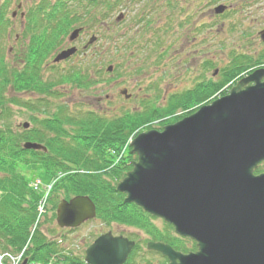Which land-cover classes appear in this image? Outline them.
Listing matches in <instances>:
<instances>
[{"label": "trees", "instance_id": "16d2710c", "mask_svg": "<svg viewBox=\"0 0 264 264\" xmlns=\"http://www.w3.org/2000/svg\"><path fill=\"white\" fill-rule=\"evenodd\" d=\"M120 2L39 0L25 13L22 35L30 38V47L24 65L10 68L4 57L0 58V252L19 254L25 250L20 264H85L83 256L61 246L62 240L49 238L42 223L32 233L41 198V193L30 184L35 176L33 170L56 179L48 203L50 211L57 207L60 193L86 194L96 204L97 216L106 223L113 220L145 231L149 239L136 237L137 244L125 264L166 261L162 254L147 250L142 241L145 244L148 240L162 241L184 252L197 249L194 241L177 236L171 224L165 223L161 229L153 223L156 217L135 203L124 202L125 194L116 185L132 169L136 159L130 145H126L132 135L145 127L151 128L148 124L152 121L160 119L161 129L212 101L223 87L235 83L244 73L264 66V48L257 57L246 53L232 55L229 65L221 69V80L196 82L193 87L165 97L167 100L161 107L148 98L142 101V107L123 109L110 116L98 109H84L78 104L70 107L67 102L58 101L62 93L56 86L71 83L89 91L102 76L93 78L81 59L59 77L46 80L41 66L48 54L75 27L89 28L103 22ZM167 2V6H173V0ZM11 5L12 0H0L1 31L9 29L8 23L13 22L8 14ZM206 66L214 64L207 62ZM9 88L15 93L33 92L39 96L35 99L9 96ZM14 105L29 114L33 123L29 128L19 131L14 128L17 114ZM29 141L44 145L46 150L26 148L24 144ZM262 167L256 172L263 171ZM52 219L46 216L43 222ZM152 254L158 257L150 258ZM4 264L10 263L5 260Z\"/></svg>", "mask_w": 264, "mask_h": 264}, {"label": "water", "instance_id": "95a60500", "mask_svg": "<svg viewBox=\"0 0 264 264\" xmlns=\"http://www.w3.org/2000/svg\"><path fill=\"white\" fill-rule=\"evenodd\" d=\"M225 9L221 4L216 13ZM260 37L264 42V29ZM74 51L61 52L56 61ZM263 78L264 68L256 69L227 94L132 141L138 158L117 184L124 201L197 243L196 252L183 253L164 242H149L148 249L168 258L165 264H264V172L254 173L264 161ZM122 93L130 97L126 89ZM25 147L45 148L31 142ZM94 217L96 205L87 195L63 199L57 208L61 227H78ZM134 246L135 241L107 232L88 246L85 261L124 264Z\"/></svg>", "mask_w": 264, "mask_h": 264}, {"label": "rangeland", "instance_id": "374dc122", "mask_svg": "<svg viewBox=\"0 0 264 264\" xmlns=\"http://www.w3.org/2000/svg\"><path fill=\"white\" fill-rule=\"evenodd\" d=\"M38 1L12 0L8 14L11 16L16 12V15L11 16L13 22L8 23L9 29L0 30V58L4 57L10 68L24 65L30 38L22 35L26 20L21 14L27 13ZM167 3V0H121L118 8L103 22L87 28L77 42H72L81 51L77 61L84 60V68L89 67L92 77L97 78L100 74L102 80L89 91L71 83L58 85L56 89L62 93L58 101L67 102L70 107L78 104L84 109H98L110 116L123 109L142 107V101L148 98L161 107L167 100L165 96L193 87L196 82L221 80V69L229 65L232 55L246 53L257 57L264 48L260 37V31L264 29V0H173L171 7ZM221 4L227 9L218 14L216 8ZM91 35L98 39L89 47L88 56L83 55V46ZM64 41L68 44L67 37ZM56 52L53 49L41 66L46 80L57 78L66 69H71L64 65L51 69ZM77 61L75 58L70 64L76 66ZM207 62L214 66L208 68ZM110 66L111 71L108 70ZM124 88L132 94L129 99L120 92ZM7 95L21 99L39 96L33 92L15 93L11 88ZM18 108L14 105L17 109L14 128L17 131L33 124L29 114ZM160 122V119L155 120L148 126L160 128ZM25 123L30 125L26 127ZM145 130L146 127L142 129ZM260 166L264 169V162ZM33 172L43 179L45 183L41 187L48 192L54 184V177L49 178L37 170ZM63 197L60 193L58 199ZM54 218L42 222L43 231L51 239L59 238L63 230L59 229ZM153 223L165 228L162 218L153 219ZM107 232L130 239H149L144 230L113 220L106 223L97 216L74 231H64L66 237L61 246L83 256L86 247ZM142 244L146 247L143 241ZM149 256L158 257L156 254Z\"/></svg>", "mask_w": 264, "mask_h": 264}, {"label": "flooded vegetation", "instance_id": "af4514ba", "mask_svg": "<svg viewBox=\"0 0 264 264\" xmlns=\"http://www.w3.org/2000/svg\"><path fill=\"white\" fill-rule=\"evenodd\" d=\"M72 44L73 43H71V45H66L65 43L64 44H61L58 48H56V50L55 51H57L56 53H55V55L53 56V58L57 55V53H59L60 51H62L63 49H66V48H69V47H71L72 46ZM74 45V44H73ZM75 58H76V61H77V55H76V53L75 54H73V55H71L70 57H68V58H66V59H64V60H62V61H60V62H55L54 61V63L51 65L52 66V70L55 68V66H58L59 67V65H64L65 67H72L73 65L72 64H70V62H71V60H75ZM77 63H78V61H77ZM72 65V66H71ZM45 66H47V63L44 65V67ZM67 70V69H66ZM165 97H167V96H165Z\"/></svg>", "mask_w": 264, "mask_h": 264}]
</instances>
